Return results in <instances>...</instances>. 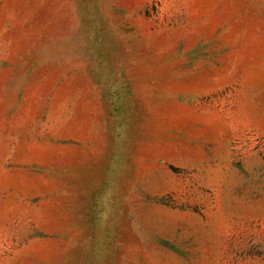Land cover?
<instances>
[{
  "label": "rangeland",
  "instance_id": "374dc122",
  "mask_svg": "<svg viewBox=\"0 0 264 264\" xmlns=\"http://www.w3.org/2000/svg\"><path fill=\"white\" fill-rule=\"evenodd\" d=\"M0 264H264V0H0Z\"/></svg>",
  "mask_w": 264,
  "mask_h": 264
}]
</instances>
